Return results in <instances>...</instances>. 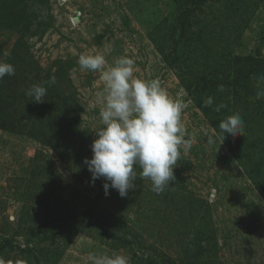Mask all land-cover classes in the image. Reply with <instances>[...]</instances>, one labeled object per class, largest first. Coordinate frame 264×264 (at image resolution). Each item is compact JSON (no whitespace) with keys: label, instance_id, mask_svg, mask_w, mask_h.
Here are the masks:
<instances>
[{"label":"rangeland","instance_id":"obj_1","mask_svg":"<svg viewBox=\"0 0 264 264\" xmlns=\"http://www.w3.org/2000/svg\"><path fill=\"white\" fill-rule=\"evenodd\" d=\"M97 53L105 68L131 58L135 77L187 105L192 147L160 194L138 166L126 197L92 182L84 160L104 82L77 61ZM0 60L15 67L0 80V264H93L114 251L129 264H264V0H0ZM36 83L43 103L25 95ZM234 113L243 135L209 144Z\"/></svg>","mask_w":264,"mask_h":264},{"label":"clouds","instance_id":"obj_2","mask_svg":"<svg viewBox=\"0 0 264 264\" xmlns=\"http://www.w3.org/2000/svg\"><path fill=\"white\" fill-rule=\"evenodd\" d=\"M10 53L5 50L3 56ZM80 71H99L104 88L98 94L101 126L95 132L91 144L93 155L85 158L92 175V182L103 178L105 195L116 190L123 198L135 188L138 166L141 179L151 181V190L157 194L176 180L174 166L181 150L186 154L192 147L186 139L182 112L187 107L180 100L171 98L159 80H143L134 76V61L126 56L105 68L103 54H81L77 61ZM15 74L13 64L0 60V80ZM52 76L46 84H55ZM255 99H264V74L255 77ZM222 90V88H221ZM29 100L43 103L47 88L44 84H32L25 92ZM213 104V98L204 101L205 107ZM224 105H217L219 112ZM244 121L238 113L219 122V130L208 137V143L220 147L228 136L243 135ZM220 149V148H219ZM219 151V150H218ZM93 264H129V257L118 252L110 255H92Z\"/></svg>","mask_w":264,"mask_h":264},{"label":"trees","instance_id":"obj_3","mask_svg":"<svg viewBox=\"0 0 264 264\" xmlns=\"http://www.w3.org/2000/svg\"><path fill=\"white\" fill-rule=\"evenodd\" d=\"M177 58V57H176ZM172 59V58H171ZM171 61H174V59H172ZM204 78H205V76H203L200 80H196L195 82H190V87H192V86H194V85H196V86H199V82L201 81V80H204ZM195 86V87H196ZM198 104H199V107L203 110V111H207L208 109H207V107H205V105H204V102L201 100V101H199L198 102ZM80 213H82L83 215H87V214H90L88 211L87 212H80ZM69 217V216H68ZM68 217H66L65 218V220H67L68 219ZM38 230H40V228L38 227Z\"/></svg>","mask_w":264,"mask_h":264}]
</instances>
